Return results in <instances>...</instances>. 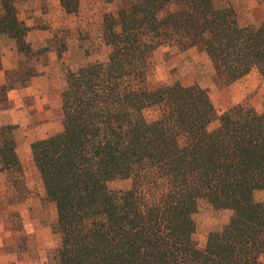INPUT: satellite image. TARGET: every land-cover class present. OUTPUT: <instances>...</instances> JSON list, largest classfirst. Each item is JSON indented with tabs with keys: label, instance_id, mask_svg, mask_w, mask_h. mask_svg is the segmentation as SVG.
<instances>
[{
	"label": "trees",
	"instance_id": "obj_1",
	"mask_svg": "<svg viewBox=\"0 0 264 264\" xmlns=\"http://www.w3.org/2000/svg\"><path fill=\"white\" fill-rule=\"evenodd\" d=\"M105 1L117 9L104 14L98 40L88 43L108 46L107 57L63 61V130L27 149L42 201L56 210L60 242L45 264H264V200L256 198L264 190V111L235 100L219 114L200 82L147 81L148 58L161 44L204 51L220 86L253 68L264 78V18L243 25L232 5L216 0ZM60 3L76 13L81 0ZM31 30L16 0H0V44L7 36L24 55L0 101L35 75L20 67L45 51L28 39ZM150 106L161 109L154 121L143 113ZM16 128L0 126V170L15 172L19 185ZM128 179L130 188L110 186ZM200 199L231 210L204 247L195 239Z\"/></svg>",
	"mask_w": 264,
	"mask_h": 264
},
{
	"label": "rangeland",
	"instance_id": "obj_2",
	"mask_svg": "<svg viewBox=\"0 0 264 264\" xmlns=\"http://www.w3.org/2000/svg\"><path fill=\"white\" fill-rule=\"evenodd\" d=\"M16 1L20 17L32 24L28 39L40 50L45 49L41 54L27 60V65L20 62L21 71L37 75L44 70V64L48 66L53 64V76L60 89L61 75L58 72L63 61L76 66L107 57L110 50L108 46L100 44L101 46H96L95 49L88 40L92 43L98 40L99 36L96 33L102 18L106 12L117 9L116 2L81 0L80 9L76 13H68L61 6L60 0ZM216 2L219 5H232L243 25L264 18V0H216ZM9 42L12 51L10 65L16 67L19 61L15 58L16 50L12 48V40L7 36L2 38L1 43ZM84 44H87L89 49L83 47ZM22 56L24 57L23 54ZM148 62L147 81L150 86H164L175 81L183 84L200 82L208 90L219 114L228 109L235 100L258 111H264V78L256 68L247 76L229 85L220 86L215 81V67L205 52L197 47L181 50L175 44H161L149 56ZM217 76L223 77L219 71ZM21 88L23 87L17 88V91L10 89V101L17 96L18 91L21 94L26 92ZM57 99L59 101L57 107L50 114L32 109L30 122L26 124L28 127L23 128L15 119L10 118L12 120L10 123L17 125L14 134L18 153L22 157L25 183L16 185L13 182L15 172L10 170L8 171L11 176L9 173L0 175V244L1 242L7 244V247L0 246V251H9L10 244L15 249L0 260L6 261L10 258L15 264H22V261L28 264H45L59 245L60 237L52 230L55 206L42 201L44 187L27 150L37 137L45 138L62 131V114L59 110L61 95ZM143 113L148 121H154L159 118L161 109L159 106H150L145 108ZM217 124L218 121L215 120L211 127ZM131 185V179L110 183L115 189L130 188ZM256 198L264 200V190L258 191ZM230 214L231 210H216L205 199L199 200V208L194 216L197 224L195 239L199 247H204L208 233L220 228L229 219Z\"/></svg>",
	"mask_w": 264,
	"mask_h": 264
},
{
	"label": "crops",
	"instance_id": "obj_3",
	"mask_svg": "<svg viewBox=\"0 0 264 264\" xmlns=\"http://www.w3.org/2000/svg\"><path fill=\"white\" fill-rule=\"evenodd\" d=\"M10 52H12L10 51V42L0 44V90L1 87L10 85V70L17 67V65L16 67L10 65V61L12 58L10 57ZM15 58L17 61L24 59L22 53H19L17 51ZM43 69L44 70H42L41 73L33 75L29 79V82L26 86H20L23 87L21 89L25 90L26 92L21 94L20 91H18L17 96L12 101H10V87L6 90L7 100L0 101V126L10 124V121H12L10 120V118H13L16 120V123H19L21 125V127H28L26 124L27 122H30V117L32 116V109H38L39 113L46 112L47 114H50L51 112H54V109L57 107V102H59L57 101V97L61 95L60 89L58 84L55 82L56 78L53 76V64H50L49 66L44 64ZM17 88L12 89V91H17ZM40 97H42L43 99L41 100ZM31 101L33 102L32 104ZM35 113L38 114V112ZM41 137L43 138V136ZM38 139L41 138L37 137L35 140ZM4 173H9V171H0V175H3ZM22 215L24 216V214ZM0 246L7 247V244L5 245L3 242H1ZM14 251V247L10 244L9 251H0V258L5 257V254H10ZM0 264L15 263L10 261L9 258L6 261L0 260ZM22 264L28 263L22 261Z\"/></svg>",
	"mask_w": 264,
	"mask_h": 264
}]
</instances>
